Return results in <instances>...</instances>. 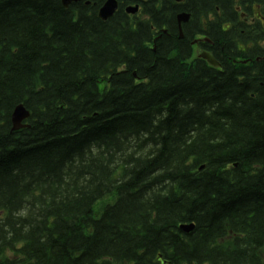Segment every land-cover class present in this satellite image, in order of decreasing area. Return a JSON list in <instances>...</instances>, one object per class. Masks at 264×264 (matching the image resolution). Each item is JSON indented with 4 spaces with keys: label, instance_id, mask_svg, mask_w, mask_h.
Wrapping results in <instances>:
<instances>
[{
    "label": "trees",
    "instance_id": "obj_1",
    "mask_svg": "<svg viewBox=\"0 0 264 264\" xmlns=\"http://www.w3.org/2000/svg\"><path fill=\"white\" fill-rule=\"evenodd\" d=\"M103 1L0 0V264H264V61L191 59L222 0Z\"/></svg>",
    "mask_w": 264,
    "mask_h": 264
},
{
    "label": "flooded vegetation",
    "instance_id": "obj_2",
    "mask_svg": "<svg viewBox=\"0 0 264 264\" xmlns=\"http://www.w3.org/2000/svg\"><path fill=\"white\" fill-rule=\"evenodd\" d=\"M189 1L176 0L175 4L185 6ZM206 1L201 0L202 3ZM222 1L223 5L213 3L206 12L195 13L194 20L192 14L186 12L189 21L196 25L193 40L197 41V50H206L218 58L243 57L247 50H253V55L264 54V0ZM188 6L193 9L192 4ZM187 31L190 32V27Z\"/></svg>",
    "mask_w": 264,
    "mask_h": 264
},
{
    "label": "water",
    "instance_id": "obj_3",
    "mask_svg": "<svg viewBox=\"0 0 264 264\" xmlns=\"http://www.w3.org/2000/svg\"><path fill=\"white\" fill-rule=\"evenodd\" d=\"M72 2V0H62V4L64 7H67L68 4H70ZM116 10V5L112 0H109L101 9L99 16L100 18H102L103 20H106L108 17H110L113 12ZM128 12H132L135 13L136 9H128ZM29 114L28 112L23 108V106H18L12 116V120L14 123V128L18 129L20 127H22L21 122L23 120H25L26 118H28ZM185 230H189V228H183Z\"/></svg>",
    "mask_w": 264,
    "mask_h": 264
}]
</instances>
